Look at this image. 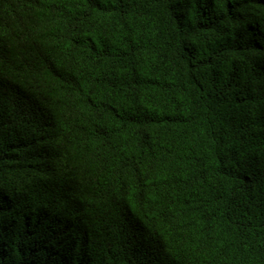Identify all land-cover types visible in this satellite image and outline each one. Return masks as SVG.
I'll return each mask as SVG.
<instances>
[{
  "label": "trees",
  "instance_id": "1",
  "mask_svg": "<svg viewBox=\"0 0 264 264\" xmlns=\"http://www.w3.org/2000/svg\"><path fill=\"white\" fill-rule=\"evenodd\" d=\"M0 264H264V0H0Z\"/></svg>",
  "mask_w": 264,
  "mask_h": 264
}]
</instances>
